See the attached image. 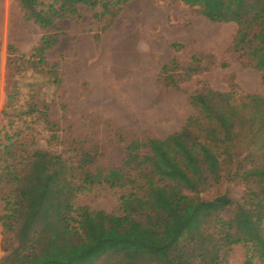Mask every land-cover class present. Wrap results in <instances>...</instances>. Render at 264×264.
I'll return each mask as SVG.
<instances>
[{"label": "trees", "instance_id": "1", "mask_svg": "<svg viewBox=\"0 0 264 264\" xmlns=\"http://www.w3.org/2000/svg\"><path fill=\"white\" fill-rule=\"evenodd\" d=\"M27 1L22 0V7H32L27 21L43 33V45L34 48L30 55L8 46L4 121L36 112L54 94L58 74L46 48L53 50L59 45V22L79 24L90 12L95 22L109 17L118 19L132 0H75L82 4L77 11H71V6L62 7L70 0ZM99 6L101 9L96 11ZM229 21L239 26L235 52L248 56L254 45L252 52L261 54L256 68L264 71V30L259 27L264 24H258L264 22V16L258 14L248 19L243 15ZM112 26L113 22L103 31ZM99 35L94 36L97 43ZM258 40L262 47H256ZM177 65L171 63L168 72L183 78L181 81H189L198 74L195 69L182 70ZM191 101L202 118L192 122L200 136L187 126L171 138L169 144L173 146L169 148L185 158L181 179H188L186 168L195 166L189 155H204L210 164L209 173L217 168V182L211 177L213 184L200 189L203 184L193 176L192 194L186 195L187 187L180 179L173 189L174 197L170 195L174 212L158 223L154 231L133 230L140 204L138 189L135 183L121 180L132 178L140 168L137 159L144 149L153 147L154 157H162L157 143L151 142L149 146L134 142L129 146V174L98 168V156L87 151L81 142L74 145L77 160L69 162L48 152H35L27 159L9 140L0 168L4 252L1 264H230L236 247H244L247 252L244 264H264V104L257 96L239 98L234 92L221 95L207 87ZM179 139L187 149L179 144ZM170 166L169 161L154 163L153 171L156 175L171 172ZM102 186L126 189L119 213L105 217L113 228L126 229L122 233L98 234L91 223L92 214L76 206L80 196ZM237 187L243 189L240 199L234 196ZM155 193L162 195L160 189H155ZM170 201L158 195L142 200L152 206Z\"/></svg>", "mask_w": 264, "mask_h": 264}, {"label": "rangeland", "instance_id": "2", "mask_svg": "<svg viewBox=\"0 0 264 264\" xmlns=\"http://www.w3.org/2000/svg\"><path fill=\"white\" fill-rule=\"evenodd\" d=\"M138 2L142 5L141 10L135 11L134 6ZM67 6L72 7L71 11H77L82 4L70 0L62 5L63 8ZM31 8L22 7V0H0V168L4 164V147L9 146L8 141L11 140L16 143L19 154L27 159L35 152H48L69 162L77 160L74 145L81 142L87 151L98 156V168L120 170L127 149L134 142H144L149 146L151 142L166 143L187 126L200 136L192 122L202 118L191 98L203 88L221 95L234 92L239 98L257 96L264 104V71L256 68L261 54L252 52L254 45L252 51L248 50L251 51L248 56H244V52H235L239 26L229 21L232 17L238 20L243 15L248 19L258 14L264 16V0H132L118 19L109 17L95 22L90 18V12L79 24L69 20L59 22L60 43L53 50L46 48L48 59L58 74L54 94L36 112L17 120L4 121L2 110L7 103L8 46L30 55L34 48L43 45V33L27 21L32 15ZM100 9L99 6L96 11ZM110 20L113 26L104 32L112 23ZM259 27L264 30V25ZM130 32L137 35L139 53L150 55L154 45L156 49L158 45L157 53L162 60L151 65L153 79L148 86L141 87L133 107L127 110V102L124 115H118L116 105L119 98L114 106L106 85L109 79L133 71L134 66L128 68L119 63L123 49L121 46L112 48L109 41L126 37ZM98 34L101 37L99 43L94 40ZM160 38L162 44H159ZM258 45L263 46L261 40L257 41L256 47ZM201 56L212 59L202 60ZM173 62H177L182 70L195 69L198 74L189 81H181L183 78L168 72ZM95 92L104 96L100 102H95ZM50 104L59 109L52 115L60 124H51L52 129L51 125L47 128L54 135V145L45 137L47 125L43 124L45 119L39 114ZM169 147L167 144L163 151L175 168L185 171L181 164L185 158L171 153ZM146 151L144 149L142 153ZM150 155L154 157L156 154ZM204 159L206 162L207 158ZM195 161L193 159V168H186L190 177L181 179L187 187L186 195L192 194L194 177L203 182L200 189L216 181H205L201 173L205 167ZM137 162L140 164V160ZM150 163L148 161L147 166ZM145 175L156 178L153 166ZM124 193L125 190L108 186L95 187L80 196L76 206L86 208L91 214L102 211L117 215ZM242 194L241 187L234 189L235 198L240 199ZM1 213L3 203L0 197ZM229 217L230 212L227 213ZM2 236L0 224V264L4 257ZM246 257L245 248L236 247L229 259L230 264H244ZM255 264H259L258 261Z\"/></svg>", "mask_w": 264, "mask_h": 264}, {"label": "crops", "instance_id": "3", "mask_svg": "<svg viewBox=\"0 0 264 264\" xmlns=\"http://www.w3.org/2000/svg\"><path fill=\"white\" fill-rule=\"evenodd\" d=\"M8 46V45H7ZM7 58V55H6ZM7 61V59H6ZM172 142L171 138H169L167 140L166 143H157L159 148H160V153L161 156H157L156 158L153 157L152 155H150L151 153H153L152 149H154L153 147H151V149H148L146 152L142 153L141 156L138 157L137 161L140 160V168L137 169L136 173L132 176V178H125L122 179L121 181H123V183H129L130 181L132 183H135V185L137 186L138 189V201L140 202L139 204V208L137 209V215L134 221V231H142L144 232L145 229L147 230H151L154 231L155 230V226L160 223L161 221H163L167 216L171 215L174 211V203H173V198L174 197V187L181 182V171L179 169V167L175 168V166L173 165V162H171L169 160V158L166 155V151L164 150V147L168 144L169 146H173L170 145L169 143ZM179 144H183L185 146V144L178 140ZM186 148V146H185ZM170 150L173 148H169ZM187 149V148H186ZM188 151V150H187ZM172 153V152H171ZM127 155L126 154V158L123 164V168L120 170H109L112 172H119L121 173L122 171H126L127 173L131 174V167H126V164L128 162L127 160ZM189 158H192L197 160L195 162L199 163V166L204 165L205 167V171H202V176L203 179L207 182H209V179L211 177H213L214 180L217 179V168L213 169L212 173H209L208 171V167L210 164H207L205 162L204 158H198L195 157L193 155H189ZM148 161H151L150 165L147 166ZM162 161H169L171 162V172H166V173H161L159 175H156V178L153 179L151 176H146L145 173L150 169L151 167L154 165V163L157 165L158 163L162 162ZM199 173V175L201 174ZM197 182L198 179H196ZM200 183H203L200 181ZM117 189V188H115ZM155 189L157 190H161L162 191V195H159L157 193H155ZM121 190V189H119ZM126 190V189H123ZM154 195H158L160 197H162V199H172V201H170L168 204H164V205H156V206H152L150 204H146L143 203L142 200H146V198H148L150 196V199H153ZM172 197H171V196ZM170 205L172 206V209H170ZM91 213V212H90ZM110 215H114V214H110V213H105L102 211L99 212H94V215L92 214L91 216L93 218H91V223H93L94 225V229L95 232H97L98 234H110V233H122L125 230L123 229H115L112 226H110L107 223V220L105 219L106 216H110ZM97 218H100L99 220ZM89 222L86 220V224L88 225ZM100 225V226H99ZM133 227V226H132ZM100 230V231H98ZM132 230V229H131Z\"/></svg>", "mask_w": 264, "mask_h": 264}, {"label": "bare ground", "instance_id": "4", "mask_svg": "<svg viewBox=\"0 0 264 264\" xmlns=\"http://www.w3.org/2000/svg\"><path fill=\"white\" fill-rule=\"evenodd\" d=\"M141 6L138 3L135 4L134 10L140 11ZM136 33L130 32L126 37H121L118 39H111L109 44H112V48L116 46L122 47L121 59L118 61L119 63L126 65L128 68L134 66L132 68L133 71L125 72L117 75L114 78L108 80V84L106 85L107 92L108 90L111 92V100L112 104L115 106L117 104V98H119V104L116 106V111H118V115H124L126 108L125 105L129 102V107L127 110L133 107L134 100L136 101L137 93L141 91V87H146L151 83V79H153L154 71L152 72V64H158L162 60L157 53L159 46L157 45V49L154 45L152 50L150 51V55L147 53H139L138 52V44ZM159 44H162V38L159 39ZM145 54L147 56H145ZM156 54V55H155ZM109 88V89H108ZM104 96L100 92H95L94 100L95 102H100L101 98ZM114 106L111 109L114 110ZM59 110L57 107H54L53 104L48 105L44 111L39 113L41 118L44 117L43 124L46 126L45 129V137L48 140V143L51 145L55 144L53 140V136L51 131L47 128L52 124L59 125L60 122L55 121L53 117V112ZM55 114V113H54ZM51 125V129H52Z\"/></svg>", "mask_w": 264, "mask_h": 264}]
</instances>
